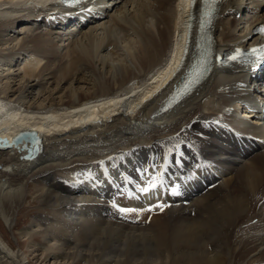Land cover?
<instances>
[{"label":"bare ground","instance_id":"1","mask_svg":"<svg viewBox=\"0 0 264 264\" xmlns=\"http://www.w3.org/2000/svg\"><path fill=\"white\" fill-rule=\"evenodd\" d=\"M49 1L0 0V136L19 128L42 136L35 158L23 159L24 151L14 148L0 151V207H18L32 198L51 203L54 217L80 216L76 225L73 218L50 222L61 231L57 240L76 250L79 258L71 264H109L110 257L115 264H149L173 255L185 264H264V152L240 160L233 149L244 154L254 139L264 141V119L250 127L249 113L233 114L234 102L260 110L264 99L252 91L257 83L248 70L232 58L257 41L252 29L264 24V0H219L211 20L212 49L229 63L221 67L214 56L209 75L168 114L158 109L178 91L195 54L197 16L191 29L190 0H98L106 15L78 30ZM184 50L188 55L181 63ZM198 153L216 166L236 169L228 192L218 186L192 199L193 216L184 208L174 215L166 206L146 227L104 219L108 201L97 190L126 173L137 154L150 163L147 170L159 173L157 165L165 159L182 166ZM125 155L122 164L115 163ZM195 166L197 178L200 162ZM66 170L74 176L71 188H85L75 202L47 176ZM141 183L144 204L170 201L166 185ZM127 195L132 206L133 193ZM122 201L116 200L118 208ZM69 236L89 247L77 246ZM83 251L87 256L81 261ZM28 256L0 235V264H31ZM53 259L31 261L52 264Z\"/></svg>","mask_w":264,"mask_h":264},{"label":"rangeland","instance_id":"2","mask_svg":"<svg viewBox=\"0 0 264 264\" xmlns=\"http://www.w3.org/2000/svg\"><path fill=\"white\" fill-rule=\"evenodd\" d=\"M144 80H146V79H143L141 81H144ZM160 145L163 149L164 148L168 149V147H169V149L171 148L170 144H168V145L160 144ZM261 151L264 152V149H261ZM195 153H197V152H192L193 155H195ZM122 157H126V156H120V157H118V160H120L119 158H122ZM238 159H240V158H238ZM235 170L236 169H234V171ZM66 172H68V174L60 173V172H59L60 173L59 174L58 171H54V173H53V171H52L47 176L49 178H52L50 181V183L52 185L55 184V182H56V185L58 184L57 187L59 189H61L60 191L62 193H66V194L71 195V198L69 197V201L75 202V199H77L80 194L83 195L81 192L84 189L79 187V188H76V190L74 192H72L74 190V188H71V186L69 184L72 181L74 176L72 174L69 175L70 174L69 170H66ZM234 174H235V172H234ZM32 179L33 178H31V180L28 182L31 188H33V186H35L34 182H31ZM234 184H235V175H233V173H226L221 177L220 182L216 187L220 186L221 189L219 188L218 191L221 193H223V192L225 193V192H228L229 189ZM65 189L68 191H66ZM105 191L103 190V192H105ZM116 192L121 193V190H119V188L113 189V191L109 192L108 197H110V196L113 197ZM120 197H121V195L118 193L116 195V200L119 199ZM195 198L197 199V197H195ZM195 198H192V199L194 200ZM192 199L190 200L191 204L193 201ZM24 203H25L24 205H20L18 207H9L8 205L5 208L0 207V235L3 237V239L6 242H9L15 248L18 247L22 252L29 255L28 260H30L31 264L32 263L38 264L36 262V260L31 261L32 258H35L38 261L40 259L43 260L44 258H46L47 260L50 258H54L55 260L53 259V261L57 264H66V263L71 264V263H73V261H74L73 257L78 255V254H75L76 250H74L73 247L71 248L70 246H68L69 244L64 245L63 242H60L57 240V237H59L58 235L61 233V231L60 230H54L53 224L50 222H51V220L56 219L58 224H60V222H63L65 224V222L67 223L68 220L74 219V222H72V224L76 225L77 223H75V222H77V220H79L80 216L71 215L70 213H68L65 216H63L62 218L54 217V213H53V210L51 207L52 204L47 203L44 200H42V201H38V200L35 201L34 200L33 201L32 198H27ZM191 204L189 206H186V207L174 208L173 212H175V210L178 209V210H176V212L178 213V211L181 208H184V211L186 209V211L190 212V214L193 216L194 211L191 208L192 207ZM136 209H137L136 212H134L135 214L133 213V217H131L133 222H130L129 224L127 222H126V224H124L125 221H122L120 218H116L114 216H105V217L103 216V217L105 220H107V222H111V223L117 222L116 223L117 225L129 226L130 228H141V227L148 226L151 223L150 220H152L151 218L153 216L158 217L164 211L161 208L152 209L151 211H145L143 208L141 209L140 207H137ZM2 212L4 215H6L11 220V226L5 224L4 219H3L4 217L1 216ZM137 212H139L140 215ZM176 212L174 215L177 214ZM70 215H71V217H70ZM172 217L174 218L175 216H172ZM48 223H50V224L48 225ZM136 226H138V227H136ZM42 230H44V231H42ZM48 230H49V232H48ZM46 234H48V235H46ZM136 235H138V234H136ZM68 240H70V242H72V243L78 244L77 246H80L83 249L84 248L87 249V247H89V245L86 242H83V241L76 242L75 238H73V236H71V237L69 236ZM71 245H73V244H71ZM31 246H33V247H31ZM78 250L80 251V249H78ZM30 251L31 252L35 251V254L34 255L32 254L33 256H30ZM36 252H37V254H36ZM82 253H83V255H82L83 258L79 259L81 261L86 259V258H84V256H87V255H85V251H83ZM162 253H163V255L166 254V252H162ZM174 256L175 255L169 257V260H167L169 263L165 260L164 261L161 260V261L151 262L149 264H160V263H162V264H172V263L173 264H185L184 260H182V258L179 259L177 256H175V257ZM78 258L79 257H75V259H76L75 262L77 261ZM178 259L180 261H178ZM108 260H109V264H115L114 262L117 261V259L112 260L111 257ZM50 261H52V259ZM54 262L52 264H54ZM82 264H85V263L82 262Z\"/></svg>","mask_w":264,"mask_h":264},{"label":"water","instance_id":"3","mask_svg":"<svg viewBox=\"0 0 264 264\" xmlns=\"http://www.w3.org/2000/svg\"><path fill=\"white\" fill-rule=\"evenodd\" d=\"M27 134H29V133H28V132H19V136H20V137L25 136V135H27ZM32 134H34V135L32 136V138H33L34 140H36V141H39L38 136H37L34 132H32ZM26 140H29L31 144L33 143V140H32L31 138H28V139H26ZM32 145H33V144H32ZM32 145H31V146H32ZM27 151H28L29 154H31L30 156H33V155L36 154V149H35V148L32 149L31 147H29V148H27ZM30 156H28V157H30Z\"/></svg>","mask_w":264,"mask_h":264},{"label":"snow or ice","instance_id":"4","mask_svg":"<svg viewBox=\"0 0 264 264\" xmlns=\"http://www.w3.org/2000/svg\"><path fill=\"white\" fill-rule=\"evenodd\" d=\"M232 58L235 59V57H232ZM155 186H156L155 184L150 185V187H155ZM142 191L147 192V191H149V188H144V189H142ZM173 193L174 194L176 193L175 189H173ZM158 207L163 208V205H158ZM119 211L122 213H129V212H133L135 210L134 209L120 208ZM149 211H151V209H149Z\"/></svg>","mask_w":264,"mask_h":264}]
</instances>
